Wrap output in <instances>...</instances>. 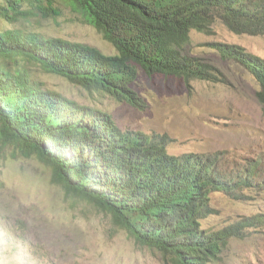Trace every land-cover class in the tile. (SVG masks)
I'll use <instances>...</instances> for the list:
<instances>
[{"label": "trees", "instance_id": "trees-1", "mask_svg": "<svg viewBox=\"0 0 264 264\" xmlns=\"http://www.w3.org/2000/svg\"><path fill=\"white\" fill-rule=\"evenodd\" d=\"M0 0V16L16 20L22 2ZM99 31L116 52L20 29L0 32V147L35 156L51 168L67 195L94 203L135 242L172 264H216L231 237L264 227V214L210 230L213 192L239 198L242 188H264L261 158L230 172L219 154H169L166 136L121 129L111 113L47 89L29 66L63 76L138 109V68L148 74L220 81L217 70L184 46L190 32L209 33L219 21L236 34L264 35V0H63ZM49 9L53 10L52 6ZM224 60L247 70L264 106V58L237 44L215 43Z\"/></svg>", "mask_w": 264, "mask_h": 264}, {"label": "rangeland", "instance_id": "rangeland-1", "mask_svg": "<svg viewBox=\"0 0 264 264\" xmlns=\"http://www.w3.org/2000/svg\"><path fill=\"white\" fill-rule=\"evenodd\" d=\"M42 4L46 10L22 2L23 13L16 20L0 16V32L20 29L85 43L106 54L116 52L65 1ZM215 43L237 44L264 58V35L236 34L219 21L209 33L192 30L184 51L214 66L220 81L192 79L186 85L176 76L138 68L132 87L145 101L142 109L88 91L37 65L29 68L43 87L111 113L121 129L163 134L169 154H219L230 172L261 158L264 168V106L255 98L259 86L240 64L222 59ZM10 150L0 147V264H172L157 250L135 242L94 203L67 195L37 157L12 156ZM237 192L239 198L211 194L217 211L202 220L204 228L219 229L244 216L264 214V188ZM216 264H264V227L231 237Z\"/></svg>", "mask_w": 264, "mask_h": 264}]
</instances>
